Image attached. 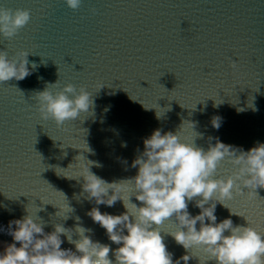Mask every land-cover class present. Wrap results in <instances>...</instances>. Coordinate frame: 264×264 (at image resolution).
I'll use <instances>...</instances> for the list:
<instances>
[{
	"label": "water",
	"instance_id": "obj_1",
	"mask_svg": "<svg viewBox=\"0 0 264 264\" xmlns=\"http://www.w3.org/2000/svg\"><path fill=\"white\" fill-rule=\"evenodd\" d=\"M0 6L30 11L16 34H0V49L17 60L27 51L29 67L37 64L22 80L0 82V249L12 241L8 221L28 207L45 231L62 223L78 239L80 224L94 240L118 247L87 215L94 201L86 198L80 175L90 160V170L109 182L135 176L132 160L158 127L205 149L209 137L245 150L264 142V0H82L77 9L66 0H0ZM68 83L89 91L94 104L62 125L43 119L35 94ZM216 114L223 118L219 129L210 123ZM190 121L202 135L180 129ZM237 170L225 157L215 175L226 178ZM242 189L225 201L241 215L218 203V221L249 220L264 233V188L254 199L247 186ZM133 194L130 186L126 195ZM130 202L142 203L135 196ZM99 207L127 211L122 200ZM189 211L199 209L190 202ZM160 228L173 258L184 254L168 234L176 229L174 219ZM62 239V248L75 250L64 234ZM187 251L198 255L189 264H203L206 254Z\"/></svg>",
	"mask_w": 264,
	"mask_h": 264
},
{
	"label": "clouds",
	"instance_id": "obj_2",
	"mask_svg": "<svg viewBox=\"0 0 264 264\" xmlns=\"http://www.w3.org/2000/svg\"><path fill=\"white\" fill-rule=\"evenodd\" d=\"M66 3L77 9L82 0H66ZM29 19L28 9L13 11L0 6V34L12 37ZM28 54L22 51L19 60L10 59L7 51L0 49V82L11 78L22 80L30 75L37 64L33 61L29 67ZM48 86L35 96L42 118H51L57 125L74 120L94 104L91 93L84 87L77 90L68 83L62 90L53 92ZM156 115L159 118L161 114ZM222 120L216 114L210 123L219 129ZM190 122V125L184 122L180 129L190 127L195 136L202 135L193 130L195 122ZM143 145V150H138L139 154L132 160L131 166L137 168L133 177L109 182L90 170L94 163L90 160L80 175L84 177L82 189L87 193L86 198L94 201L87 215L105 229L108 239L118 247L94 240L86 234L92 230L80 224L75 228L78 239H73V229L62 223H55L52 231H45V223L28 207L27 214L8 221L7 231L12 241L0 249V264H189L198 256L187 251L194 248L206 254L203 264L206 260H214L216 264H264V233L251 226L248 219L247 225H234L231 216L218 221L216 215L218 203L228 207L225 201L233 197V190L242 194V185L247 186L248 195L253 196L256 189L264 188V142L257 141L245 150L218 137H209L205 149L194 141L182 139L178 131L165 132L158 127L143 138ZM225 157L238 170L226 178H218L215 173ZM130 186L134 188L131 196L141 204L130 202L131 196L126 195ZM117 200L123 201L127 211L119 214L101 211V204L111 207ZM190 202L199 209L197 213L189 211ZM173 219L176 229L168 234L186 250L175 259L160 228L166 220ZM62 234L75 245V250L61 247Z\"/></svg>",
	"mask_w": 264,
	"mask_h": 264
},
{
	"label": "snow or ice",
	"instance_id": "obj_3",
	"mask_svg": "<svg viewBox=\"0 0 264 264\" xmlns=\"http://www.w3.org/2000/svg\"><path fill=\"white\" fill-rule=\"evenodd\" d=\"M249 196V195H248ZM256 196H258V194L253 195V196H249V199H254Z\"/></svg>",
	"mask_w": 264,
	"mask_h": 264
}]
</instances>
